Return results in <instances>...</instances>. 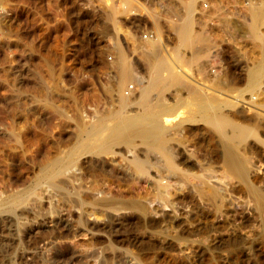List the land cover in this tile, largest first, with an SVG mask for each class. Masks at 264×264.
<instances>
[{"label": "rangeland", "instance_id": "374dc122", "mask_svg": "<svg viewBox=\"0 0 264 264\" xmlns=\"http://www.w3.org/2000/svg\"><path fill=\"white\" fill-rule=\"evenodd\" d=\"M123 54L132 77L120 88ZM260 64L264 0H0V264H264L253 200L229 180L216 131L195 113L222 104L248 127L242 151L264 190V142L253 139L264 140V74L262 90L251 80ZM148 106L168 126L178 166L138 141L85 164L149 209L147 219L97 220L81 211L89 178L66 191L45 173L65 178L88 134Z\"/></svg>", "mask_w": 264, "mask_h": 264}, {"label": "bare ground", "instance_id": "6f19581e", "mask_svg": "<svg viewBox=\"0 0 264 264\" xmlns=\"http://www.w3.org/2000/svg\"><path fill=\"white\" fill-rule=\"evenodd\" d=\"M134 38L133 40L134 42H136L135 41L136 39ZM157 52H155V54H157ZM128 63L129 62L127 61L126 56L123 54L122 58L120 59V65L122 68L120 88H123L125 85H128L126 83H129L127 81L130 80V78L132 77V72L130 70V63L129 64ZM260 66L262 68H260ZM260 66H258L259 67L258 69L254 70L253 68V71L251 70L252 71L251 80H253L254 86L257 85L258 88L262 90L261 81L264 74V64L263 66L262 64H260ZM126 89L129 91L131 90L129 86H126ZM261 92L264 93L263 91ZM261 92H259V94H261ZM199 95L198 98H200ZM203 97H201V99H203ZM195 99L197 98L195 97ZM213 101L215 102V100ZM257 101H258L257 104L260 105L263 104L262 106H264L263 99L260 98V100ZM208 103H212V102H207L209 108L205 104L204 105L206 107H204L202 104L203 107L202 108L198 107V110H196L195 113L199 114L202 117V119L205 122H207L209 125H211L216 131V135L221 143V154H219L218 157L222 163L224 172L228 174L227 176L229 180L234 182L235 186L240 184L244 187L246 191L245 193H248V195L253 200V204H254L253 209L256 213L255 219L261 225L264 226V190H262V187L260 188V186H258L257 183L254 182L253 179L251 178L252 176L251 173L255 171V169L253 168L254 166L249 160L247 152L242 151L243 146L246 147L247 149L251 147L250 143L252 142H250L246 138L248 127L246 125L241 124V122L235 120L234 117L231 116L232 114L230 115L229 113L230 109H227L228 111L226 109H223L225 105L218 104L219 106L217 105L218 108H216L217 106L214 103L212 104L215 105L213 107H210L211 104L209 105ZM233 105H231V103L229 104V106L232 107ZM255 112L257 117H261L260 115L261 113L259 111H255ZM159 113H160L159 111H155L154 108L148 106L147 108H145L142 114H134L122 118L120 117L121 119H119V122L118 123L115 122L116 124H113V126H111L109 129H106L105 132L103 130V132L99 133L96 136H92V135L89 136L88 134L87 140H85V142L83 141L80 147L76 150V153L80 157H78L77 159H70L67 161V164H71L72 162H74L73 164L75 165L76 170L68 174H65V178H58L59 174H61V172H59L61 168L58 171L55 169L54 170L50 169L48 172L47 170V173L45 174L47 175L49 173L50 177L53 179L52 182L50 181V183H53L56 187H60L67 191L68 190L66 189L67 184L73 182L74 180L86 181V179L89 178L91 180V185H90L91 192L89 194H86L85 196L83 195L80 196V199L82 201V203L80 204L82 205L81 211L82 209L84 210L86 209L88 212V210L90 209L92 211L91 213L95 215L97 220L104 219L105 217L108 218L107 216L108 213H111L113 215H119V214L121 215L124 213L126 214L138 213L141 217L143 216L144 218L147 219V217L149 216V209L147 205L144 203V201H141L142 199L141 197L140 199L139 197H137L138 195L135 197L131 193L130 194L128 193L129 196H127L122 192L123 190L120 191L119 185L117 186V188L119 187L118 190L117 188H112L113 187L112 183H114L113 175L109 176L108 174H106L103 168L102 169L104 172L101 174H97L94 171L91 172L92 170H94L93 167L92 166L86 167L85 164L92 163L95 158L104 159L107 156L115 153L114 150H115V146L117 145H121V144L129 145L130 143L138 141L139 144H142L148 149H156L161 151L167 158L169 167L171 169L176 168L178 166V159L175 158L173 154L172 146H170L171 135L170 132L168 131L169 128L166 124H164V122L161 119H159L161 117ZM262 117L261 119L264 120V116ZM188 121L197 122V119L195 116H192L190 119H188ZM92 134L95 135L94 133ZM253 139L257 143L264 142L263 138L259 136L257 133L254 134ZM132 164L135 165L134 168L136 169L134 173H137V172H143L147 163L137 153H134ZM105 184H108L109 186ZM135 184L138 185L136 182ZM128 186L129 189L128 188L127 189L129 190V192L132 191L133 187L131 186V184ZM78 187L79 186L77 185L76 188L79 189L80 187L79 188ZM205 188L207 189L208 199H210V202L212 204H216L215 201L218 198V188L214 184H210V183L205 184ZM68 194L71 195V193ZM80 194L81 192L78 191V193H76V197L71 196L68 201L70 203H73L72 205L76 204L74 202L79 200L78 195ZM166 204L174 207L173 200H168V203ZM12 211H14V209ZM83 212L80 213L81 216H83ZM91 213L89 214L86 213V214L91 215ZM111 214L109 216L113 217V215L111 216ZM84 221L86 220H84L83 217H80V223L84 225L83 232L86 231L87 226L89 227V225L86 226V223ZM61 236L62 235H59V237L57 236L59 240L61 239ZM65 236L66 238L68 237L67 235ZM73 237L75 238L76 236Z\"/></svg>", "mask_w": 264, "mask_h": 264}]
</instances>
